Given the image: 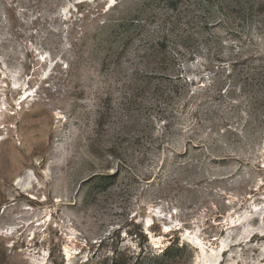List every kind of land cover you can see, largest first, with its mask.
<instances>
[{
  "label": "rangeland",
  "instance_id": "obj_1",
  "mask_svg": "<svg viewBox=\"0 0 264 264\" xmlns=\"http://www.w3.org/2000/svg\"><path fill=\"white\" fill-rule=\"evenodd\" d=\"M0 264H264V0H0Z\"/></svg>",
  "mask_w": 264,
  "mask_h": 264
},
{
  "label": "bare ground",
  "instance_id": "obj_2",
  "mask_svg": "<svg viewBox=\"0 0 264 264\" xmlns=\"http://www.w3.org/2000/svg\"><path fill=\"white\" fill-rule=\"evenodd\" d=\"M14 184H15V186L16 187H18L19 186V180H16V181H14ZM29 185L28 186H19L18 188L20 189V191H22V193L24 192V191H26V190H28L29 188ZM21 192L18 194V195H20L21 196V194H22ZM17 224V223H16ZM17 227H16V225H13V227H10V229H8L6 232H5V234L6 235H9V234H11V233H13V232H15V229H16ZM244 237V236H243ZM69 254H70V252H69V248H66V255H67V257H69ZM206 263V262H205Z\"/></svg>",
  "mask_w": 264,
  "mask_h": 264
}]
</instances>
